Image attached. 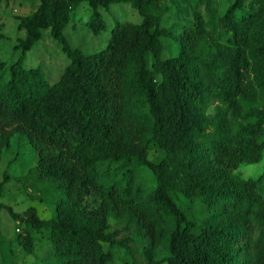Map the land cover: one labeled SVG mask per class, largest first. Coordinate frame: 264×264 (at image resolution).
I'll list each match as a JSON object with an SVG mask.
<instances>
[{
    "label": "trees",
    "instance_id": "16d2710c",
    "mask_svg": "<svg viewBox=\"0 0 264 264\" xmlns=\"http://www.w3.org/2000/svg\"><path fill=\"white\" fill-rule=\"evenodd\" d=\"M38 1L17 17L20 55L6 76L0 66V158L15 133L26 135L34 182L53 181L61 199L49 218L0 201L23 225L22 249L33 255L42 234L41 264H109L118 248L132 256L136 238L149 241L148 264H264V197L237 171L264 150V0L223 9L216 0H128L141 21L117 20L91 53L64 34L72 14L87 3L98 35L100 9L122 0ZM172 11L175 26L162 25ZM45 29L69 58L53 83L24 65ZM171 38L177 51L163 57ZM133 164L154 176L153 208L139 199ZM6 181L7 171L0 198ZM111 217L124 224L109 229Z\"/></svg>",
    "mask_w": 264,
    "mask_h": 264
},
{
    "label": "rangeland",
    "instance_id": "374dc122",
    "mask_svg": "<svg viewBox=\"0 0 264 264\" xmlns=\"http://www.w3.org/2000/svg\"><path fill=\"white\" fill-rule=\"evenodd\" d=\"M232 0H216L220 9H223ZM38 0H3L0 4V66L7 75L8 66L20 55V49L15 48L19 40L24 37V31L18 28V16L26 15L33 11ZM106 28L94 35L88 25L91 14L87 3L83 2L72 14V17L64 29V34L72 47L80 48L84 53H91L104 48L107 44L110 29L117 21L140 22L141 17L128 0H122L111 4L107 8H101ZM177 23L176 14L166 12L163 15L162 25L174 27ZM163 57L173 55L177 51L175 40H163ZM68 57L62 50L61 44L52 37L50 30L42 31L41 38L26 52L24 65L26 67L41 66L43 74L49 83L55 82L68 63ZM212 113V108L208 110ZM158 150H151L149 160H155L159 155ZM37 160L34 148L29 144L26 135L15 133L11 137L10 146L6 147L0 158V181L3 173L7 171L8 181L4 183L1 202L10 205L15 211L23 212L29 206L37 209L40 217L49 218L52 215L55 202L61 199L55 189L53 181L34 182L33 166ZM133 169V185L137 190L139 199L145 200L153 208L150 193L155 179L148 167L143 165L131 166ZM264 150L262 158L255 163H241L237 171L245 178L256 180L257 189L264 197ZM116 169L111 168V171ZM103 173H108L107 169ZM111 173V172H110ZM121 171L116 170V179ZM21 179H17V178ZM124 224L113 217L109 218V229L120 228ZM23 231V225L13 220L5 209L0 210V264H41V258L46 256L47 247L42 234L35 235L36 244L33 255L26 253L17 243L18 233ZM123 231L121 235H127ZM148 240H133L132 256L125 253L123 248L115 250L114 259L109 264H148L146 250ZM163 255L161 248L156 250V256Z\"/></svg>",
    "mask_w": 264,
    "mask_h": 264
}]
</instances>
